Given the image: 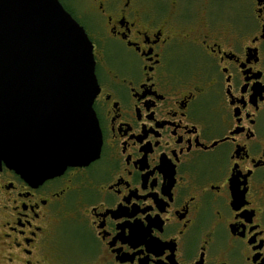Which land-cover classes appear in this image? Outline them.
I'll list each match as a JSON object with an SVG mask.
<instances>
[{"label":"flooded vegetation","instance_id":"af4514ba","mask_svg":"<svg viewBox=\"0 0 264 264\" xmlns=\"http://www.w3.org/2000/svg\"><path fill=\"white\" fill-rule=\"evenodd\" d=\"M80 14L99 156L41 183L1 163L0 264H264V0Z\"/></svg>","mask_w":264,"mask_h":264},{"label":"water","instance_id":"95a60500","mask_svg":"<svg viewBox=\"0 0 264 264\" xmlns=\"http://www.w3.org/2000/svg\"><path fill=\"white\" fill-rule=\"evenodd\" d=\"M94 70L59 0H0V165L41 183L99 156Z\"/></svg>","mask_w":264,"mask_h":264},{"label":"rangeland","instance_id":"374dc122","mask_svg":"<svg viewBox=\"0 0 264 264\" xmlns=\"http://www.w3.org/2000/svg\"><path fill=\"white\" fill-rule=\"evenodd\" d=\"M59 1L63 5V7L77 19V21H80L82 24L87 23L84 17L80 16L82 0H59Z\"/></svg>","mask_w":264,"mask_h":264}]
</instances>
